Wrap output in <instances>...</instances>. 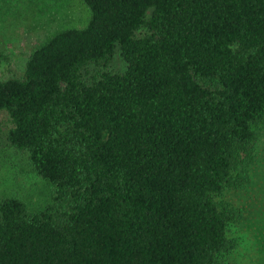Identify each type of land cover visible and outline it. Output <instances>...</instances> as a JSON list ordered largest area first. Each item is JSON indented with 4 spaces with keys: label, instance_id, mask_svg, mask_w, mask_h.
Returning a JSON list of instances; mask_svg holds the SVG:
<instances>
[{
    "label": "trees",
    "instance_id": "trees-1",
    "mask_svg": "<svg viewBox=\"0 0 264 264\" xmlns=\"http://www.w3.org/2000/svg\"><path fill=\"white\" fill-rule=\"evenodd\" d=\"M82 2L84 28L0 79L7 141L52 188L35 212L0 200V264H226L244 212L225 195L264 126V0Z\"/></svg>",
    "mask_w": 264,
    "mask_h": 264
},
{
    "label": "rangeland",
    "instance_id": "rangeland-1",
    "mask_svg": "<svg viewBox=\"0 0 264 264\" xmlns=\"http://www.w3.org/2000/svg\"><path fill=\"white\" fill-rule=\"evenodd\" d=\"M90 13L82 0H0V79L22 77L31 53L57 32L84 28ZM115 69L124 64L117 56ZM11 117L0 112V200L18 197L35 212L51 201L52 188L36 176L26 155L10 147ZM246 189L225 198L244 212L229 227L235 249L226 264H264V126L258 130L255 162Z\"/></svg>",
    "mask_w": 264,
    "mask_h": 264
}]
</instances>
